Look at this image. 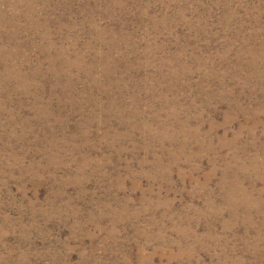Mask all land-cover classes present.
Wrapping results in <instances>:
<instances>
[{"label": "rangeland", "instance_id": "374dc122", "mask_svg": "<svg viewBox=\"0 0 264 264\" xmlns=\"http://www.w3.org/2000/svg\"><path fill=\"white\" fill-rule=\"evenodd\" d=\"M0 264H264V0H0Z\"/></svg>", "mask_w": 264, "mask_h": 264}]
</instances>
